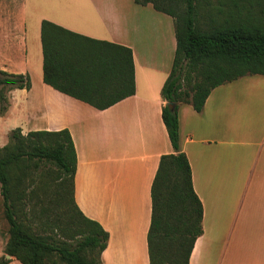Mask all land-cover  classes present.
I'll return each mask as SVG.
<instances>
[{
    "label": "crops",
    "instance_id": "0c3cea01",
    "mask_svg": "<svg viewBox=\"0 0 264 264\" xmlns=\"http://www.w3.org/2000/svg\"><path fill=\"white\" fill-rule=\"evenodd\" d=\"M9 1L0 5L9 7ZM23 2L18 44L24 51L17 50L18 30L4 33L21 61L16 55L10 60L5 45L0 48L2 69L31 76L30 88L19 89L25 93L15 97L16 111L27 117L28 131H70L77 153L76 204L109 235L103 264H150L152 184L162 155L174 152L162 97L177 47L174 19L134 0H41L44 7L32 10L30 0ZM2 11L1 16L14 13ZM44 19L129 47L135 94L98 109L46 83ZM48 50L56 60L63 56L58 40L49 41ZM178 111L181 148L204 209V232L190 264H264V76L246 75L216 87L202 112L187 103Z\"/></svg>",
    "mask_w": 264,
    "mask_h": 264
},
{
    "label": "trees",
    "instance_id": "16d2710c",
    "mask_svg": "<svg viewBox=\"0 0 264 264\" xmlns=\"http://www.w3.org/2000/svg\"><path fill=\"white\" fill-rule=\"evenodd\" d=\"M134 1L172 16L177 39L172 69L162 88L163 119L174 152L162 155L152 184L150 264H190L204 232V209L181 148L179 104L202 112L216 87L246 75L264 76V0ZM41 32L44 80L55 89L98 109L135 94L129 47L77 34L46 19ZM51 40L59 41L60 60L50 56ZM31 84L29 73L0 69V115L8 109L7 93L28 90ZM76 167V147L67 128L26 134L17 128L10 142L0 146V191L9 224L0 264H10L13 258L21 264H103L109 235L76 204ZM40 175L56 183L48 205L34 201L43 186ZM17 202L26 207V222L17 215Z\"/></svg>",
    "mask_w": 264,
    "mask_h": 264
},
{
    "label": "rangeland",
    "instance_id": "374dc122",
    "mask_svg": "<svg viewBox=\"0 0 264 264\" xmlns=\"http://www.w3.org/2000/svg\"><path fill=\"white\" fill-rule=\"evenodd\" d=\"M31 4L29 5L28 9L30 8L35 9L37 7L43 8L44 4L39 1L41 0H30ZM9 7H3L0 5V48L2 50L3 45H5V50L6 55L9 56L10 60L14 59V55H16V60L21 61L22 54L20 52L12 53L13 51V43H12V37H5L4 33L8 29H14L17 32V37L15 38L17 41V50L20 51L19 49H22L23 44H18L22 41L21 35L23 31V26L25 24V14H24V2L23 0L18 1L16 0V3L13 6V0L9 1ZM20 4V5H19ZM46 8V7H45ZM5 9L9 13L14 12L11 14V16L5 15L1 16L2 10ZM28 15V14H27ZM33 42L31 40L30 46H32ZM24 51V48L22 49L21 52ZM8 52V54H7ZM3 55L1 53V58L0 61L2 62L3 60ZM0 65H2L0 63ZM16 65V64H15ZM0 69H2L0 67ZM5 70V69H3ZM5 71H8L10 73L13 72H20L18 69H7ZM25 92L19 89L15 90H10L7 95H8V109L7 111L0 115V146H4L10 142V135L14 129L21 128L22 133L26 134L28 133V120L27 117L24 116V114L20 115L15 108V97L18 95H24ZM27 116V113L25 114ZM40 183H43V186L39 187L37 190V198L34 197V201H40L42 204H50L49 202L52 201L54 195H55V188H56V183L55 181L50 180L47 177H43L40 175ZM32 187L29 188L31 190ZM38 199V200H37ZM41 205V204H40ZM26 207H24V204L21 202H17L16 204V210H17V215L19 218L23 221L26 222L25 219V212ZM9 237V224L7 222V219L5 217V212H4V206H3V197L1 195L0 191V257L4 254V249L6 242ZM10 264H21L17 259L13 258L12 262ZM244 264H248V262H245Z\"/></svg>",
    "mask_w": 264,
    "mask_h": 264
},
{
    "label": "water",
    "instance_id": "95a60500",
    "mask_svg": "<svg viewBox=\"0 0 264 264\" xmlns=\"http://www.w3.org/2000/svg\"><path fill=\"white\" fill-rule=\"evenodd\" d=\"M171 106H172V109H174V108H175V103H172ZM6 257H7V258H11L10 255H7Z\"/></svg>",
    "mask_w": 264,
    "mask_h": 264
}]
</instances>
